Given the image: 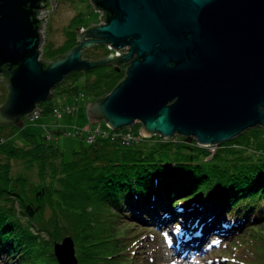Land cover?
I'll list each match as a JSON object with an SVG mask.
<instances>
[{"label":"trees","instance_id":"obj_1","mask_svg":"<svg viewBox=\"0 0 264 264\" xmlns=\"http://www.w3.org/2000/svg\"><path fill=\"white\" fill-rule=\"evenodd\" d=\"M81 16L73 17L61 44L45 43L44 62L77 45L74 25L83 21ZM109 53L106 45L97 44L85 49L84 57L98 60ZM127 66L118 67L114 61L87 71L71 72L55 87L53 96L55 92L75 96L86 90L93 95L92 101L103 98L125 78ZM4 67L8 70V65ZM7 95L8 92L5 99ZM39 106L42 113H50L55 107L50 101ZM141 126V122H136L131 127L111 130L105 137L74 150L70 160L62 159L63 152L58 146L39 141L33 134L24 132L22 145L0 135V264H40L43 255L53 262L58 258L56 244L63 242L65 230H71L76 239L83 229L94 239L102 229L109 233L106 236H116L114 226L119 228L120 223L127 222L126 218L139 222L134 223L137 226L149 224L160 228H164L165 220L177 228L178 237L189 245L200 244L198 236L219 233L223 237L236 235L235 240L241 237L236 243L243 253L248 243L252 248H264V139L258 137L264 134V127L248 128L216 146H200L193 136L141 137ZM17 129L23 132V128ZM248 132L254 134L253 140L246 137ZM23 157L35 158L38 175L52 174L56 182V185L38 183L34 189L36 200L26 199L17 185L7 184L13 180L12 160ZM55 193L60 194L57 200ZM53 200L57 201V207ZM47 205L54 209L48 219L50 226H39L36 221L44 218ZM96 205L101 208H95ZM83 213L91 216V221L80 229L77 217ZM108 216L116 217L117 223ZM60 217L65 220L63 224ZM101 217L105 223V219L109 221L106 228L100 225ZM220 224L222 228L218 229ZM44 230L48 232L47 238L41 234ZM94 241L85 244L82 250L80 240L74 243L86 256L82 264L97 263L95 256L87 257L84 253L85 249L102 243ZM229 259L224 264L235 260ZM251 260L243 255L237 261L260 264ZM218 263L223 264L221 260Z\"/></svg>","mask_w":264,"mask_h":264},{"label":"water","instance_id":"obj_2","mask_svg":"<svg viewBox=\"0 0 264 264\" xmlns=\"http://www.w3.org/2000/svg\"><path fill=\"white\" fill-rule=\"evenodd\" d=\"M55 1L0 0V72L8 65L0 126L22 128L69 73L116 61L128 64L126 76L88 103L92 124L105 120L118 130L141 122V137L179 133L200 146L264 127V0H90L100 22L76 27L77 45L44 62L39 29L49 14L36 15ZM97 44L127 52L85 58ZM65 241L56 244L60 264H67L59 254Z\"/></svg>","mask_w":264,"mask_h":264},{"label":"rangeland","instance_id":"obj_3","mask_svg":"<svg viewBox=\"0 0 264 264\" xmlns=\"http://www.w3.org/2000/svg\"><path fill=\"white\" fill-rule=\"evenodd\" d=\"M56 2V7L50 11L46 29L47 40L53 42L55 45H59L64 41L65 30L76 15L82 14L81 19H83V21H81V23L80 21L75 22V29L76 27H81V25L86 26L87 28L91 24H97L100 22L99 16L102 12L96 10L90 0H56ZM120 51L122 54L127 52L125 48ZM7 92L8 83L6 80H0V103L5 100ZM92 99L93 95L86 90L75 96H63L55 92V95L46 101H50L55 106L54 109H59L58 114L52 112L42 113L36 121L25 120L22 127L23 132L19 131L17 129L19 127L15 125H1L0 135H2L4 139L8 137L19 145H22L25 143L24 132L33 134L39 141L42 140L47 144L58 146L63 152L62 159L70 160L73 157L74 150L90 144L88 139L83 138L87 135V132H83L80 136L75 135V132L76 129H85L92 125L87 113L88 103L91 102ZM69 106L71 107L70 109L68 108ZM74 106H76V108H73ZM39 107L40 106H38V108ZM102 124L104 128H107L105 120H102ZM58 129L64 133L72 131L73 135L68 136L64 133L59 135L58 133H55ZM50 131H54V136L51 138L46 135L49 134ZM246 137H251L253 140L254 134L250 132ZM258 137L264 139V134ZM255 144L258 145V142ZM33 161L37 160L35 158L31 159V157H28L25 160L24 157L12 160L11 163L13 164V167L11 169V178H13V180L8 181L7 183L9 187L17 185L23 196L28 200H36L34 189L38 183L46 182L48 184L56 185L52 174L48 173L45 177H40V175H38L39 164ZM54 197L57 200L59 199L60 194L55 193ZM56 200H53L55 207H57ZM94 207L97 209L101 208L98 205ZM53 210L54 209L49 205L46 206L44 218L42 220L39 219L40 221H36L39 226H50L48 219L51 218ZM77 218L78 221L80 220L78 224H81L78 226H82L80 229L89 226L87 224H89L88 220L91 221V216L83 213V215H80ZM107 218L112 219V221L114 218V220L116 219L114 222L117 223L116 217L108 216ZM108 219H105L107 221V223H105L103 217H101L100 221L103 224L100 223V225L106 228L105 226L109 224ZM125 220L127 222L120 223L118 226L119 228L114 226L116 236H106L109 233L102 229L101 233L105 234V236H102L101 233L97 232L96 234L98 235V238L94 239L92 236L88 235L87 230L83 229V231L80 232L81 235H77V239L80 240L82 246L81 250L84 248L85 244L92 243V240H95V243L102 242L101 245L91 246L84 251L87 257H96V264H219L218 260H221L224 264L229 263V257L235 258V260L231 262L232 264H239L237 260L243 259V255H248V257L252 259L251 262L264 264L263 246L252 248L248 243L245 246V252L243 253L240 251V247L236 243L241 237L238 238V240H235L236 235L232 237H223L219 233L215 236L213 234H209L210 236L207 234L206 237L202 235L201 237L198 236L201 239L200 244H190V246H188V243L185 240L177 237V228L173 225H171V228L167 227L165 224L164 228L149 224L137 226L134 223L140 224L139 222L127 218ZM64 222L65 220L60 217V224H63ZM221 228L220 224L218 229ZM242 231L243 230L240 231L241 234L243 233ZM41 234L47 238L48 232L44 230ZM63 234H65L64 238L66 241L65 245L59 249L60 254L61 252H64L62 253V256L67 259V264H74L70 245L72 240L74 254L78 260L77 264H82V258H85L86 256L83 255V251L79 250L78 246L74 244L77 242L76 236L72 235L71 230H65L62 235ZM115 237L116 240H113ZM189 248H191V250H188ZM233 254L236 255L232 256ZM42 259L43 260L40 261V264H60L58 258L53 262H48L47 258L43 255ZM87 263L89 262L87 261Z\"/></svg>","mask_w":264,"mask_h":264},{"label":"built area","instance_id":"obj_4","mask_svg":"<svg viewBox=\"0 0 264 264\" xmlns=\"http://www.w3.org/2000/svg\"><path fill=\"white\" fill-rule=\"evenodd\" d=\"M52 0H50L51 2ZM56 1L55 4H52V10L56 7ZM52 10H47L45 12V10H41L40 14L37 15L38 18H43L44 16H47V14H49L47 17H45L46 22H42L43 26L42 28H40L39 30L43 33L42 37V43L40 46V50L41 54H40V58L42 57L43 54V50H44V45L46 42V29H47V24H48V20H49V16H50V11ZM107 48L113 52H116L119 55H122V52L119 50H115L111 47V45H107ZM127 50V48H125ZM69 109L71 108L70 106L68 107ZM73 108H76V106H74ZM42 110L38 108V106L36 107V109L29 115L26 116V120H30V121H36L41 115H42ZM54 114H58L59 113V109H54L53 110ZM107 126V125H106ZM111 131V129L107 126V128H104L102 122H97L94 125H91L89 127H86L85 129H76L75 135L80 136L81 134H83V132H87V135L84 136L83 138L88 139L89 142L95 141L96 138L99 137H105L106 135L109 134V132ZM59 135L63 134L64 132H62L61 130H57V132ZM65 135L68 136H72L73 132L72 131H68L64 133ZM47 136H49L50 138L54 136V131H50L49 134H47ZM127 136H130L129 133H127Z\"/></svg>","mask_w":264,"mask_h":264},{"label":"bare ground","instance_id":"obj_5","mask_svg":"<svg viewBox=\"0 0 264 264\" xmlns=\"http://www.w3.org/2000/svg\"><path fill=\"white\" fill-rule=\"evenodd\" d=\"M177 134H179V133H177ZM179 135H180V134H179ZM180 136H189V135L181 134ZM190 137H192V136H190ZM163 223H164L165 225H167L169 228H171V225L167 224L165 220L163 221ZM178 234H179V233H178ZM177 237H178V236H177ZM186 240L188 241V238H187ZM188 246H190V245H189V242H188ZM188 250H191V248H189ZM63 258H64V257H63ZM66 262H67V259H66ZM66 262H65V263H66Z\"/></svg>","mask_w":264,"mask_h":264},{"label":"flooded vegetation","instance_id":"obj_6","mask_svg":"<svg viewBox=\"0 0 264 264\" xmlns=\"http://www.w3.org/2000/svg\"><path fill=\"white\" fill-rule=\"evenodd\" d=\"M38 12H39V9H38ZM36 16H37V15H36ZM82 27H83V28H86V26H82ZM3 69L5 70L6 67H4ZM4 70L0 72V77H2V78H0V80H5V79L3 78V76H4V73H3Z\"/></svg>","mask_w":264,"mask_h":264},{"label":"clouds","instance_id":"obj_7","mask_svg":"<svg viewBox=\"0 0 264 264\" xmlns=\"http://www.w3.org/2000/svg\"><path fill=\"white\" fill-rule=\"evenodd\" d=\"M93 5H94V3H93ZM95 9H96V8H95ZM96 10H97V9H96ZM98 11H99V10H98ZM47 41H48V40H47V38H46V42H47ZM46 42H45V43H46ZM107 45H108V44H107ZM107 45H106V46H107ZM111 52H113V51H110V53H111ZM39 59H42V57L39 58ZM52 92H53V91H52ZM39 104H40V103H39ZM39 104H38L37 106H39ZM37 106H36V107H37ZM52 113H53V110H52ZM28 115H29V114H28ZM25 120H26V117H25ZM100 122H102V121H100ZM95 124H96V123H95ZM92 125H94V124H92ZM122 129H123V128H122ZM117 131H118V130H117ZM46 135H47V134H46Z\"/></svg>","mask_w":264,"mask_h":264},{"label":"crops","instance_id":"obj_8","mask_svg":"<svg viewBox=\"0 0 264 264\" xmlns=\"http://www.w3.org/2000/svg\"><path fill=\"white\" fill-rule=\"evenodd\" d=\"M92 102V101H91Z\"/></svg>","mask_w":264,"mask_h":264}]
</instances>
